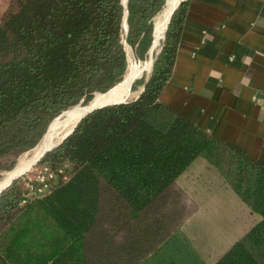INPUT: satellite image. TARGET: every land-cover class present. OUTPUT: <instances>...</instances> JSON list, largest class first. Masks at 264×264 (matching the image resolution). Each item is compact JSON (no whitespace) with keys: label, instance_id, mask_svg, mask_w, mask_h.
Masks as SVG:
<instances>
[{"label":"trees","instance_id":"16d2710c","mask_svg":"<svg viewBox=\"0 0 264 264\" xmlns=\"http://www.w3.org/2000/svg\"><path fill=\"white\" fill-rule=\"evenodd\" d=\"M170 1L11 0L0 20V157L32 150L56 117L115 89L123 40L144 61ZM186 6L173 12L148 79L133 83L139 95L88 114L42 158L68 165L69 181L23 206L15 183L0 194V264H143L190 217L178 183L198 158L258 217L213 264H264V163L159 102Z\"/></svg>","mask_w":264,"mask_h":264},{"label":"crops","instance_id":"0c3cea01","mask_svg":"<svg viewBox=\"0 0 264 264\" xmlns=\"http://www.w3.org/2000/svg\"><path fill=\"white\" fill-rule=\"evenodd\" d=\"M186 2L174 65L159 102L249 159L264 163V0ZM9 3L0 0V20ZM195 175L191 190L178 183L194 206L180 227L201 211L192 190Z\"/></svg>","mask_w":264,"mask_h":264},{"label":"rangeland","instance_id":"374dc122","mask_svg":"<svg viewBox=\"0 0 264 264\" xmlns=\"http://www.w3.org/2000/svg\"><path fill=\"white\" fill-rule=\"evenodd\" d=\"M185 1L186 0H171L168 6L156 16L154 19L153 51L151 55H148L147 53V58L144 61H139L132 49L127 46L126 42L123 40V45L126 50L127 66L128 61H132L134 63V68L137 71L136 77H139L135 82H141L143 81V78L145 80L148 79L155 56L160 51L166 25L172 12L170 11L167 18L162 20L164 11L170 5H174L175 9L178 7L179 3ZM122 82L123 79L120 83ZM131 88L130 95H128L129 97L126 99L127 101L134 100L142 90L139 86H136L134 91H132ZM107 94H104L103 96L97 95L88 105L78 104L74 108L64 112L63 115L67 112L69 113L76 112L77 110L81 111L83 109H88L91 105H94L96 102L102 100ZM63 115L60 118V115L56 117L49 126L50 129L56 120L61 123L54 139H56V137L58 138L59 135V137L62 138L66 132H69L67 129L69 128L70 123L67 127L64 126L66 118ZM75 124L76 122L72 125V127ZM49 129L47 133L49 132ZM42 140L36 147L40 145ZM35 148L28 152H15L13 154L0 157V183L5 181L7 176L12 171L16 170ZM41 160L32 166L28 172L12 182V184L15 183L22 195L26 193L29 179L31 180V184L35 186L36 183L34 177L38 173L41 166L48 165L52 169L56 168V166H51L48 163H42ZM195 170L199 171V174H191ZM194 175L197 180L195 182L196 185L192 187V190L197 192L196 197H198L197 199L201 203V211L197 212L191 220L184 223L180 227L179 231L175 233V237L159 251L149 257L143 264H212L217 257L225 253L246 231L251 229L257 223L258 217L241 204L232 190L223 182L216 169L208 165L202 158H198L193 162L184 174L181 175L179 182H181L188 190H191V177ZM42 198L43 197L37 199ZM34 200L36 199H31L30 201L32 202ZM187 203L190 211H193L194 206H191L190 198H187ZM219 208L221 209V212H214ZM222 209H224V211ZM214 214L217 215V217H214ZM189 218L190 217L187 219Z\"/></svg>","mask_w":264,"mask_h":264},{"label":"bare ground","instance_id":"6f19581e","mask_svg":"<svg viewBox=\"0 0 264 264\" xmlns=\"http://www.w3.org/2000/svg\"><path fill=\"white\" fill-rule=\"evenodd\" d=\"M126 1L127 0H124L125 3H126ZM122 2H123V0H122ZM123 5H125V4H123ZM173 6L174 5H170L164 11V14L162 16V20H165L167 18V16L169 15L170 11L173 12V10H174ZM157 33H159V32H157ZM136 72L137 71L134 68V63L129 60L126 72H125L124 77H123V82L120 83L119 85H117L115 87V89L112 90V92L109 95H106L102 100L96 102L94 104L95 106L91 105V107L88 108V109H83L81 111L77 110L76 112H69V113L67 112L65 115H63L66 118L65 119L66 122L64 123V126L67 127L68 124L70 123V126L67 129V131L68 130L70 131L72 125L75 122H77L89 109L95 108V107H99V106H101L103 104H108V103H113L115 101H121V100L128 99V97H129L128 95H130V88H131L132 84L139 78V77H136L137 76ZM60 126H61V123H59L58 120H56L52 124V126L49 129V132L45 135V137L42 140V142L40 143V145L38 147H36L32 151V153L24 159L22 164L16 170L12 171L7 176L5 181L0 183V191H2V189L4 187H6L11 181H13L14 179L18 178L19 176H22L26 172H28L31 169V167L36 164L37 160L42 156V154L44 152H46L49 148H51L52 146H54L56 143H58L60 141V139H61L59 137L60 135L58 136V138L56 137V139H54V136H56L55 134H56V132H57V130L59 129Z\"/></svg>","mask_w":264,"mask_h":264},{"label":"built area","instance_id":"2783aa9c","mask_svg":"<svg viewBox=\"0 0 264 264\" xmlns=\"http://www.w3.org/2000/svg\"><path fill=\"white\" fill-rule=\"evenodd\" d=\"M264 106V104H263ZM68 165L52 169L48 165L41 166L35 178V186L29 179L26 193L22 195L20 205L27 204L31 199H37L50 194L59 182L69 181L71 175L68 174Z\"/></svg>","mask_w":264,"mask_h":264},{"label":"water","instance_id":"95a60500","mask_svg":"<svg viewBox=\"0 0 264 264\" xmlns=\"http://www.w3.org/2000/svg\"><path fill=\"white\" fill-rule=\"evenodd\" d=\"M128 1V0H127ZM127 1H126V3H125V5H123V2H122V0H121V3H122V5H123V7L124 8H126V4H127ZM180 4V3H179ZM178 4V5H179ZM176 10V8L174 9V11ZM173 11V12H174ZM173 12L170 14V17H169V20H168V23H167V25H166V29H167V26H168V24H169V21H170V18H171V16H172V14H173ZM126 17H127V12L125 13V17H124V22H123V30H124V33L126 34L127 33V25H126ZM166 29H165V31H166ZM153 33H154V29H153ZM152 38H153V35H152ZM152 51H153V42H152V45H151V47H150V49H149V51H148V55H151L152 54ZM103 96V95H102ZM125 103H127V100H121V101H115V102H113V103H108V104H103V105H101V106H99V107H95V108H91V109H89L77 122H76V124L73 126V128L68 132V133H66L62 138H61V140L58 142V143H56L54 146H52L51 148H49L46 152H44L43 154H42V156L37 160V162L36 163H38L48 152H51V151H53L54 149H56V148H58L72 133H73V131H74V129L76 128V126H77V124L84 118V117H86L88 114H90V113H92L93 111H95V110H98V109H101V108H104V107H108V106H112V105H119V104H125ZM62 115H63V113L59 116V118L60 117H62ZM55 120V119H54ZM53 120V121H54ZM52 121V122H53ZM51 122V123H52ZM50 123V124H51ZM50 126V125H49ZM49 126H48V128H49ZM47 131H48V129H47ZM47 131H46V133H47ZM44 137V136H43ZM20 177V176H19ZM18 177V178H19ZM17 179V178H16ZM15 180V179H14ZM13 180V181H14ZM13 181H11L6 187H4L3 189H2V191H0V194L7 188V187H9L10 185H11V183L13 182Z\"/></svg>","mask_w":264,"mask_h":264}]
</instances>
